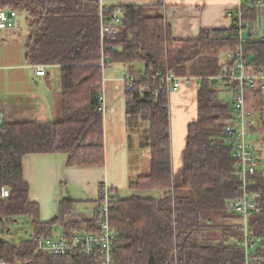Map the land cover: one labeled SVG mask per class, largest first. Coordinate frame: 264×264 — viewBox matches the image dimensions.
Instances as JSON below:
<instances>
[{
    "label": "trees",
    "instance_id": "trees-1",
    "mask_svg": "<svg viewBox=\"0 0 264 264\" xmlns=\"http://www.w3.org/2000/svg\"><path fill=\"white\" fill-rule=\"evenodd\" d=\"M4 9L25 15L27 62L58 66L61 84L57 121L6 124L0 129V188L9 191L0 200V227L6 233L9 222L28 216L34 229L31 240L1 239L0 258L7 263L91 264L80 256L54 258L35 252L37 239L51 235L55 226L69 233L82 226L63 224L64 203L53 222H39L37 206L30 201L23 180L22 162L30 154L66 153L69 167L102 166L103 74L110 63H121L142 64L143 74L148 75L127 82L125 95L131 130L139 123L146 125L138 147L149 148L151 155L149 170L129 184L130 194L117 196L112 220L118 234L114 263L244 264V251L236 246L242 236L240 219L227 208L240 193L232 151L216 142L232 116L233 102L221 97L218 87L207 80L231 66L227 54L239 47L238 30L232 25L228 30L201 31L194 40H177L160 4L123 6L116 7L121 19L119 36L102 44L98 0H0V10ZM245 11L251 18L258 12L256 8ZM244 55L249 71L264 69V43L249 42ZM167 73L202 78L198 117L188 125L182 167L175 174L168 92L157 78ZM251 190L260 213L249 225L257 254L264 257V169L251 178ZM96 223L97 217L86 229L94 230Z\"/></svg>",
    "mask_w": 264,
    "mask_h": 264
},
{
    "label": "crops",
    "instance_id": "crops-1",
    "mask_svg": "<svg viewBox=\"0 0 264 264\" xmlns=\"http://www.w3.org/2000/svg\"><path fill=\"white\" fill-rule=\"evenodd\" d=\"M112 5L156 6L177 40L197 39L201 31L228 30L232 20L228 12L243 10L245 19L264 34V10L251 18L245 11L248 3L264 0H111ZM256 2V3H255ZM26 28L0 31V111L5 124L37 122L47 123L59 119L58 100L61 72L58 66L33 65L25 58L28 36ZM38 66H44L46 75L37 76ZM127 71L143 74L144 67L110 63L104 70L101 106L103 111L104 164L94 167H69L66 153L30 154L23 158V180L29 189V199L37 206L40 223L53 222L64 203L63 224H80L82 230L96 219L99 191L108 187L116 196L129 192V184L140 175L133 167V157L141 162V173L149 170L151 151L139 149L145 124L132 129L126 107ZM197 81L183 82L177 91L168 92L171 168L177 173L182 167V153L187 128L198 117ZM228 91V88L222 89ZM230 93V92H229ZM230 98L233 100L232 93ZM248 116L255 122L252 139L261 163L264 159V90L260 86L246 95ZM61 227L55 226L53 229ZM53 231V230H52ZM62 231L65 229L62 228Z\"/></svg>",
    "mask_w": 264,
    "mask_h": 264
},
{
    "label": "built area",
    "instance_id": "built-area-1",
    "mask_svg": "<svg viewBox=\"0 0 264 264\" xmlns=\"http://www.w3.org/2000/svg\"><path fill=\"white\" fill-rule=\"evenodd\" d=\"M116 7L108 0H98V12L101 43L113 42L121 32V19ZM247 9L260 8L264 10V3H248ZM236 15V16H234ZM18 10H0V31L16 30L21 26ZM243 10L237 13L228 12L227 17L232 20L233 26L239 32V47L229 52L227 58L231 66L221 75L207 78L218 88H228L233 94L232 116L227 119L223 134L216 142L230 146L233 159V175L239 183V195L228 202L227 208L240 219V240L236 246L244 251V264H264V257L257 254V241L253 236L249 221L260 213L256 197L251 190V178L259 172L260 162L252 143L253 127L255 122L248 116L246 109V95L249 91L257 90L260 86L264 90V69L249 71L244 51L249 42L264 43V34L250 21L246 20ZM37 76H45L44 66H38ZM148 78L147 74L137 75L127 71L124 80L130 82L139 78ZM157 78L166 84L167 89L177 91L183 82L197 81L200 85L202 78L176 77L170 73ZM158 96V91H155ZM143 97V95H142ZM5 124V114L0 111V129ZM9 191L6 187L0 188V200L6 199ZM118 209V198L108 187L102 186L99 191L98 207L96 210L97 223L94 230L86 228L79 231L56 233L55 236H40L36 242L35 252L54 258L80 256L91 264H115L113 255L117 246V231L112 220ZM1 240V239H0ZM0 264H33L32 262L7 263L0 258Z\"/></svg>",
    "mask_w": 264,
    "mask_h": 264
},
{
    "label": "rangeland",
    "instance_id": "rangeland-1",
    "mask_svg": "<svg viewBox=\"0 0 264 264\" xmlns=\"http://www.w3.org/2000/svg\"><path fill=\"white\" fill-rule=\"evenodd\" d=\"M110 4L113 2L111 0H108ZM25 15L22 14L20 17V22H21V28H26V23H25ZM222 59H224V55L222 56ZM140 64H138L139 66ZM220 92L221 97L229 98L230 99V93L228 91L222 90L221 88H218ZM252 139H254V136H252ZM133 167L132 169H137L138 172L141 174V162L137 159V157H133ZM264 169V159H262L259 170ZM130 194V192H127L124 194L122 197H127ZM16 221V222H15ZM15 221H11L7 224V228L9 229L6 233L4 232V227H0V239H4L9 243H19L21 241H27L31 240L34 236V229L31 223V220L28 216H20L15 219ZM6 227V226H5ZM56 233H62V228L57 227L53 229L52 231V236H55Z\"/></svg>",
    "mask_w": 264,
    "mask_h": 264
},
{
    "label": "water",
    "instance_id": "water-1",
    "mask_svg": "<svg viewBox=\"0 0 264 264\" xmlns=\"http://www.w3.org/2000/svg\"><path fill=\"white\" fill-rule=\"evenodd\" d=\"M148 196H149V194H148Z\"/></svg>",
    "mask_w": 264,
    "mask_h": 264
}]
</instances>
